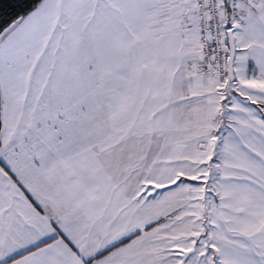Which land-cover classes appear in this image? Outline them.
Here are the masks:
<instances>
[{
  "label": "snow or ice",
  "instance_id": "6c2138e0",
  "mask_svg": "<svg viewBox=\"0 0 264 264\" xmlns=\"http://www.w3.org/2000/svg\"><path fill=\"white\" fill-rule=\"evenodd\" d=\"M0 264H264V0H0Z\"/></svg>",
  "mask_w": 264,
  "mask_h": 264
},
{
  "label": "trees",
  "instance_id": "16d2710c",
  "mask_svg": "<svg viewBox=\"0 0 264 264\" xmlns=\"http://www.w3.org/2000/svg\"><path fill=\"white\" fill-rule=\"evenodd\" d=\"M17 14H19V13H17Z\"/></svg>",
  "mask_w": 264,
  "mask_h": 264
}]
</instances>
